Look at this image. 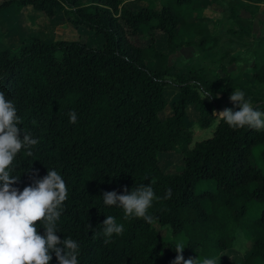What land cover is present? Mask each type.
<instances>
[{"label": "trees", "instance_id": "trees-1", "mask_svg": "<svg viewBox=\"0 0 264 264\" xmlns=\"http://www.w3.org/2000/svg\"><path fill=\"white\" fill-rule=\"evenodd\" d=\"M89 1L0 2V15L13 5L49 17L63 11L104 40L93 47L35 37L18 53L0 47V91L17 109L21 138L26 130L39 141L32 156L22 150L14 159L11 174L19 180L12 187L22 191L49 169L62 176L67 199L57 235L78 242L79 264H172L177 242L184 244L185 260L198 258L197 264L204 258L216 264H264V169L257 165L264 162V130L233 129L213 116L238 110L229 101L235 90L264 111V96L254 87H264V61H255L249 84L229 71L240 61V49L259 54L254 48L263 45L264 35H255L253 23L264 0H212L223 10L226 36L215 34L203 18H193L199 0H164L159 9L154 0ZM142 1L149 5L141 7ZM259 22L264 25V19ZM186 47L197 49L209 64L169 79L171 56ZM169 85L178 87L179 95L173 114L164 117ZM191 104L201 128L217 122L213 135L193 148L187 124ZM72 110L74 124L68 116ZM176 149L183 164L167 173L159 154ZM141 184H151L159 197L148 210L152 223L125 219L123 209L104 205L105 191L123 194L127 187L130 193ZM168 189L172 196L164 199ZM108 215L124 231L105 244L102 223ZM166 226L171 240L163 238ZM37 228L45 234L43 224ZM239 229L252 241L249 256L222 260ZM50 264H58L55 253Z\"/></svg>", "mask_w": 264, "mask_h": 264}, {"label": "clouds", "instance_id": "clouds-1", "mask_svg": "<svg viewBox=\"0 0 264 264\" xmlns=\"http://www.w3.org/2000/svg\"><path fill=\"white\" fill-rule=\"evenodd\" d=\"M211 94L204 93V98ZM230 101L238 110L226 108L213 116L226 122L233 129L249 127L264 130V111L253 107L245 98V93L235 90L230 95ZM69 122H77V113H68ZM17 115V109L11 100L6 99L0 91V264H50L52 253H55L58 264H79V244L71 237L63 240L57 235L58 225L64 202L67 199V186L62 176L54 169H49L42 179H36L34 184L26 186L22 191L12 187L19 180L11 174L12 164L17 154L22 150L27 156L33 155V147L39 143L31 132L23 130ZM152 183H155L153 181ZM171 189H168L164 199H170ZM105 206H115L123 209L124 218H142L152 223L153 217L148 214L153 201L159 199L151 184H141L131 192L127 187L123 194L116 191L103 193ZM43 224L45 234L41 235L37 223ZM104 243L111 242L113 235H121L124 225L117 223L114 216L108 215L102 223ZM91 227V225H90ZM177 253L172 264H197V259L185 260L184 244L174 245ZM201 264H216L214 259L204 258Z\"/></svg>", "mask_w": 264, "mask_h": 264}, {"label": "rangeland", "instance_id": "rangeland-1", "mask_svg": "<svg viewBox=\"0 0 264 264\" xmlns=\"http://www.w3.org/2000/svg\"><path fill=\"white\" fill-rule=\"evenodd\" d=\"M5 0H0L3 2ZM124 3L134 0H122ZM156 7L159 9L164 4V0H154ZM89 0H85V4H88ZM149 5L147 1H142L140 6ZM197 11V15L201 18L210 19L212 21V30L215 34H223L226 36L225 29V16L220 6L212 2V0H199L194 6ZM243 16L248 17V13H243ZM71 18L63 11L59 12L54 17L46 16L44 13L36 11L31 7L21 8L17 5H13L3 11L0 15V47L11 48L12 53H18L21 47L25 43H28L31 38H39L44 42H56V41H75L84 42L93 47H101L104 40L89 28L85 26H77L70 20ZM259 19H264V5L261 8V13L258 19L254 20L253 30L256 36L260 37L264 35L262 31L263 24L259 22ZM227 24V22H226ZM229 35L227 34V38ZM6 45L7 47L3 46ZM226 47V46H223ZM19 49L18 51H15ZM255 51H259L258 56H255L252 51H245L240 49L239 52L242 55L238 63L229 67V71L235 74L236 78L244 84H249L251 79V71L255 61H264V43L254 48ZM251 56V59L247 56ZM209 62L203 58L202 54L198 52L194 47H186L179 52L171 56L172 76L169 79H174L173 74L185 73L193 66H206ZM220 71V70H219ZM210 78L214 79L213 73L208 74ZM256 89L261 91L264 96V87L260 85H254ZM179 95V88L173 85H169L165 89V99L167 100V106L163 110V116H171L173 114L172 104L175 102ZM230 101V100H229ZM227 101V102H229ZM199 113L194 105L188 106L187 124L193 134V148L196 142H200L211 137L217 127V122L208 129H203L198 124ZM257 149V148H256ZM260 150V148H259ZM257 154V151L255 152ZM160 165L162 169L167 173H172L178 169L184 161L183 153L180 149L173 150L168 153L159 154ZM257 165L264 169V162H257ZM200 192V188L197 190ZM257 216V214H255ZM171 228L169 226L163 227L162 235L165 239H173L171 234ZM252 250V241L244 234L240 229L236 232V240L233 248L224 252L221 255L222 260H228L238 262L247 256H249Z\"/></svg>", "mask_w": 264, "mask_h": 264}, {"label": "crops", "instance_id": "crops-1", "mask_svg": "<svg viewBox=\"0 0 264 264\" xmlns=\"http://www.w3.org/2000/svg\"><path fill=\"white\" fill-rule=\"evenodd\" d=\"M263 6V5H262ZM200 16H198L197 15V11H195L194 12V16H193V18H199ZM206 22H209V23H211V30H212V21L210 20V19H206V18H203ZM213 31V30H212ZM214 32V31H213ZM3 46H5V47H7L5 44L3 45ZM8 49H11V48H8ZM19 49H17V50H15V51H18Z\"/></svg>", "mask_w": 264, "mask_h": 264}]
</instances>
